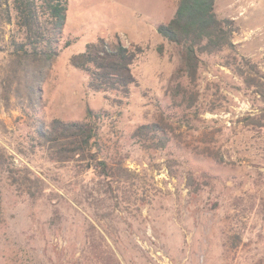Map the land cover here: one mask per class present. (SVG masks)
<instances>
[{
  "label": "rangeland",
  "instance_id": "rangeland-1",
  "mask_svg": "<svg viewBox=\"0 0 264 264\" xmlns=\"http://www.w3.org/2000/svg\"><path fill=\"white\" fill-rule=\"evenodd\" d=\"M68 3L63 37L73 44L44 71L37 119L24 99L12 94L6 106L2 98L15 22H0V151L13 170L0 171V264H264V98L222 64L231 51L204 58L188 109L176 94L189 84L177 78L179 50L157 32L178 0ZM217 12L235 22L236 56L257 65L264 82V0H218ZM114 35L145 48L134 67L138 85L120 110L69 63ZM88 108L112 116L100 131L102 157L132 171L112 182L114 191L31 146L40 121L83 120ZM151 123L171 136L163 151L132 138ZM38 178L47 193L29 192Z\"/></svg>",
  "mask_w": 264,
  "mask_h": 264
},
{
  "label": "trees",
  "instance_id": "trees-1",
  "mask_svg": "<svg viewBox=\"0 0 264 264\" xmlns=\"http://www.w3.org/2000/svg\"><path fill=\"white\" fill-rule=\"evenodd\" d=\"M217 3L218 0H178L173 18L157 27L158 34L179 50L181 65L177 78H185L189 84L186 87L178 84L176 94L183 97L182 102L188 109H192L198 100L197 91L191 87L196 85L204 58L220 55L226 50L231 52L222 64L234 70L249 89L264 98V82L258 67L250 59L236 56L233 39L238 29L233 20L219 16ZM68 8V0H0V22L5 25L15 22V32L9 36L5 48L11 61L1 83L6 106L15 94L19 98L18 104L27 101V107L37 119L42 98L39 86L44 71L73 44V40L64 41L63 37ZM158 52L163 54V45L158 47ZM144 53L145 48L141 45L131 43L126 46L119 35H114L110 39L99 37L87 44L84 51L70 58L69 63L86 76L89 90L104 94L109 104L120 110L138 85L134 67ZM36 64L39 69L34 73L32 67ZM107 117L112 118L107 112L88 108L83 120L40 121L31 137V146L39 147L52 162L73 163L80 174L90 173L114 191L112 182L130 177L132 171L124 167V160L111 164L102 157L100 131ZM251 121L256 126L261 125L258 119ZM132 138L145 151H163L171 142L170 134L158 123L139 126ZM209 156L223 162L213 151H209ZM0 171L13 173L2 151ZM27 188L29 192L35 190L42 194L49 190L45 181L39 178Z\"/></svg>",
  "mask_w": 264,
  "mask_h": 264
}]
</instances>
